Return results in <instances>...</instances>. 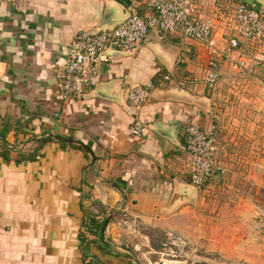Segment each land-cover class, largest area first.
<instances>
[{
	"label": "crops",
	"instance_id": "0c3cea01",
	"mask_svg": "<svg viewBox=\"0 0 264 264\" xmlns=\"http://www.w3.org/2000/svg\"><path fill=\"white\" fill-rule=\"evenodd\" d=\"M234 2L259 6L255 0H198L196 6V17L213 25L219 49L235 35L220 20ZM136 3L135 12L147 17L146 0ZM130 4L0 0V264H137L127 245L134 223L166 231L174 220L176 229L179 221L190 222L192 230L204 229L214 250L220 240L246 248L264 228V79L254 76L264 69V44L231 55L248 68L238 74L193 40L150 31L130 53L108 51L97 84L83 98H62L56 76L70 42L96 29L106 7L126 16ZM210 72L219 74L215 90L206 85ZM147 83L154 89L134 115L128 91ZM233 83L245 107L248 154L242 174L219 158L223 177L213 174L199 203L215 187L229 189L230 198L215 196L202 227L190 206L199 193L189 181L185 129L214 128L218 135L219 93L224 84L230 93ZM136 118L145 126L141 138L130 134ZM49 135L83 144L95 163ZM174 193L183 199L169 208Z\"/></svg>",
	"mask_w": 264,
	"mask_h": 264
},
{
	"label": "built area",
	"instance_id": "2783aa9c",
	"mask_svg": "<svg viewBox=\"0 0 264 264\" xmlns=\"http://www.w3.org/2000/svg\"><path fill=\"white\" fill-rule=\"evenodd\" d=\"M197 3L198 0H146L149 14L142 17L135 12L136 0H131L127 7L128 17L123 24L95 35L90 32L77 34L67 47L66 65L56 76L62 98H83L86 89L97 84L103 63L108 61L106 52L130 53L147 38L150 31L180 34L205 46L212 56L228 61L233 70L246 72L248 68L245 62L234 60L231 55L244 47L264 44V12L258 6L234 2L230 14L221 15L220 20L235 35L229 38L224 48L219 49L213 25L196 17ZM168 80L165 76L164 81ZM218 80L219 74L210 72L206 79L208 89L215 90ZM153 89L154 84L147 83L128 91L127 100L132 114H138ZM144 131V124L136 118L130 127V134L134 138H141ZM185 150L188 154L190 184L202 194L213 174L223 173L216 130L204 131L196 125L187 126Z\"/></svg>",
	"mask_w": 264,
	"mask_h": 264
},
{
	"label": "rangeland",
	"instance_id": "374dc122",
	"mask_svg": "<svg viewBox=\"0 0 264 264\" xmlns=\"http://www.w3.org/2000/svg\"><path fill=\"white\" fill-rule=\"evenodd\" d=\"M258 7L264 12V5ZM254 76L264 79V69L258 68ZM225 84L220 90L221 92H218L220 100L217 101L219 115L217 122L221 131L217 135L219 158L226 163V167L228 164L230 169H238L242 174V161L244 162L248 154L247 140L243 134L245 130L243 110L245 107L240 98L242 97L240 96V85L230 84L231 92L229 93ZM251 87L249 86V88ZM215 128L217 129L216 126ZM253 152L257 153V150H253ZM228 190L226 187L224 189L215 187L214 194L204 200V205L199 203L203 197L200 194L192 198L190 206L197 210L202 218L199 220V225L202 227L209 225L211 201L215 200V196L222 197V201H224L230 196L227 193ZM175 222L176 220H174L175 228L166 231L144 228V226L134 223V227L137 229L127 245L129 253L137 264H264V228L258 232L257 238L252 239L246 248L220 240L216 243L220 249L214 250L210 247V241L203 228L196 232L192 230L190 222L186 223L181 220L178 223L180 227L176 229Z\"/></svg>",
	"mask_w": 264,
	"mask_h": 264
},
{
	"label": "water",
	"instance_id": "95a60500",
	"mask_svg": "<svg viewBox=\"0 0 264 264\" xmlns=\"http://www.w3.org/2000/svg\"><path fill=\"white\" fill-rule=\"evenodd\" d=\"M255 1L257 2V4H259L261 6L264 5V0H255ZM127 17H128V14L126 16H123L121 11H118L117 9H114V8L106 7L102 22L99 24V26L96 29H94L90 33L95 35L101 31L112 30L113 28L117 27L118 25L123 24V22L127 19ZM121 53H123V52H121ZM106 55L108 56L109 52H106ZM93 95H101V94L93 93ZM47 137L50 139L62 142V143H66L68 145H71L73 147H76V148L84 151L91 158V164L90 165L92 166L95 163L94 154L89 150V148H87L83 144L76 142V141H73V140L62 138L59 136H54V135H49ZM181 199H183L181 194L174 193L171 200H170V204L168 207L171 208V207L175 206L178 203V201H180ZM110 219L111 218L106 219L105 222L103 223L102 227H101L102 239H104V234H105V231H106V228H107V225H108Z\"/></svg>",
	"mask_w": 264,
	"mask_h": 264
},
{
	"label": "trees",
	"instance_id": "16d2710c",
	"mask_svg": "<svg viewBox=\"0 0 264 264\" xmlns=\"http://www.w3.org/2000/svg\"><path fill=\"white\" fill-rule=\"evenodd\" d=\"M47 141H49V140H47Z\"/></svg>",
	"mask_w": 264,
	"mask_h": 264
}]
</instances>
